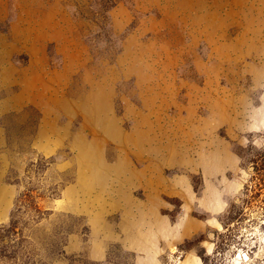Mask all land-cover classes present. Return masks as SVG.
<instances>
[{
    "label": "rangeland",
    "instance_id": "374dc122",
    "mask_svg": "<svg viewBox=\"0 0 264 264\" xmlns=\"http://www.w3.org/2000/svg\"><path fill=\"white\" fill-rule=\"evenodd\" d=\"M263 132L264 0H0V225L41 194L49 264H203Z\"/></svg>",
    "mask_w": 264,
    "mask_h": 264
},
{
    "label": "trees",
    "instance_id": "16d2710c",
    "mask_svg": "<svg viewBox=\"0 0 264 264\" xmlns=\"http://www.w3.org/2000/svg\"><path fill=\"white\" fill-rule=\"evenodd\" d=\"M261 138L262 144L253 139L247 147L238 148L249 176L221 217L214 250L200 249L203 264H230L227 256L239 248L249 250L248 258L238 264H264V240L258 241L255 232L259 225L264 234V132ZM42 198L30 189L17 196L10 221L0 225V264H49L50 259L63 255L64 239L73 230L47 231L52 212L42 208Z\"/></svg>",
    "mask_w": 264,
    "mask_h": 264
},
{
    "label": "bare ground",
    "instance_id": "6f19581e",
    "mask_svg": "<svg viewBox=\"0 0 264 264\" xmlns=\"http://www.w3.org/2000/svg\"><path fill=\"white\" fill-rule=\"evenodd\" d=\"M195 1H196V0H195ZM202 1H204V0H202ZM211 2H213V1H211ZM219 2H220V1H219ZM241 2L243 3V1H241ZM244 2H245V1H244ZM205 4H206V3H205ZM222 4H223V3H222ZM224 4H225V3H224ZM239 4H240V3H239ZM243 4H244V3H243ZM200 5H201V4H200ZM196 6H198V5H196ZM237 6H238V5H237ZM244 7H245V6H244ZM205 8H206V6H205ZM249 8H250V7H249ZM249 8H248V9H249ZM18 9H19V8H18ZM232 9H233V8H232ZM251 9H252V8H251ZM251 9H250V10H251ZM234 10H235V9H233V11H234ZM236 10H237V9H236ZM226 11H227V10H226ZM238 11H239V10H238ZM245 11H246V10H245ZM19 12H20V11H19ZM203 12H204V11H203ZM231 12H232V11H231ZM236 12H237V11H236ZM242 12H243V11H242ZM246 12H247V11H246ZM229 14H230V13H229ZM230 15H231V14H230ZM233 15H234V14H233ZM241 15H242V14H241ZM16 16H17V15H16ZM226 16H227V12H226ZM246 16H248V15H246ZM241 17H242V16H241ZM228 18H229V17H228ZM232 18H233V17H232ZM21 19H22V18H21ZM225 20H226V18H225ZM32 22H34V21L32 20ZM195 22H196V20H195ZM196 24H197V23H196ZM31 27H33V26L31 25ZM31 29H32V28H31ZM243 38L245 39V37H243ZM242 41H243V40H242ZM243 42H244V41H243ZM138 56H139V55H138ZM129 68H130V67H129ZM129 68H128V69H129ZM131 69H133V68H131ZM142 69H144V68H142ZM141 71H142V70H141ZM143 71H144V70H143ZM143 71H142V72H143ZM129 72H130V71H129ZM143 73H144V72H143ZM91 74H92V73H91ZM129 74H130V73H129ZM140 74H141V73H140ZM93 75H94V74H93ZM140 77H142V76H140ZM100 79H101V78H100ZM114 79H115V78H114ZM139 81H140V80H139ZM26 84H27V83H26ZM111 84H112V83H111ZM87 85H88V84H87ZM105 86H106V85H105ZM103 87H104V86H103ZM147 87H148V86H147ZM100 88H101V87H100ZM104 88H105V87H104ZM104 88H103V89H104ZM93 90H94V89H93ZM22 91H23V89H22ZM102 91H103V90H102ZM104 92H105V91H104ZM98 94H99V93H98ZM93 95H94V94H93ZM101 96H102V95H101ZM93 97H94V96H93ZM103 97H104V96H103ZM21 98H22V97H21ZM23 99H25V98H22V100H23ZM68 100H69V99H68ZM78 101H79V100H78ZM16 102H17V101H16ZM63 102H64V101H63ZM65 102H66V101H65ZM107 102H108V101H107ZM61 103H62V102H61ZM61 103H60V105H61ZM67 103H68V102H67ZM68 104H69V103H68ZM144 105H145V104H144ZM61 106H62V105H61ZM57 107H58V106H57ZM62 107H63V106H62ZM69 107H70V106H69ZM59 108H61V107H59ZM59 108H58V109H59ZM71 109H72V108H71ZM156 111H157V110H156ZM45 112H46V111H45ZM143 112H145V111H143ZM63 113H64V112H63ZM76 114H77V113H76ZM156 114H157V113H156ZM154 115H155V114H154ZM45 116H46V115H45ZM144 116H146V114H145ZM144 116H143V117H144ZM47 117H48V116H47ZM68 117H69V116H68ZM143 117H142V118H143ZM148 117H149V116H148ZM154 117H155V116H154ZM145 118H146V117H145ZM143 120H144V119H143ZM143 120H142V121H143ZM82 121H83V120H82ZM82 123H83V122H82ZM145 123H146V122H145ZM149 123H150V122H149ZM133 125H134V124H133ZM145 125H147V124H145ZM145 125H144V126H145ZM91 126H92V125H91ZM119 127H120V126H119ZM82 128H84V127H82ZM93 129H95V128H93ZM137 129H138V128H137ZM84 130H85V128H84ZM112 130H113V128H112ZM106 131H107V130H106ZM48 132H49V131H48ZM89 133H90V132H89ZM109 134H110V133H109ZM147 135H148V134H147ZM95 136H96V135H95ZM99 136H100V135H99ZM142 140H143V139H142ZM93 143H94V142H93Z\"/></svg>",
    "mask_w": 264,
    "mask_h": 264
},
{
    "label": "water",
    "instance_id": "95a60500",
    "mask_svg": "<svg viewBox=\"0 0 264 264\" xmlns=\"http://www.w3.org/2000/svg\"><path fill=\"white\" fill-rule=\"evenodd\" d=\"M211 236H214V234H212Z\"/></svg>",
    "mask_w": 264,
    "mask_h": 264
}]
</instances>
